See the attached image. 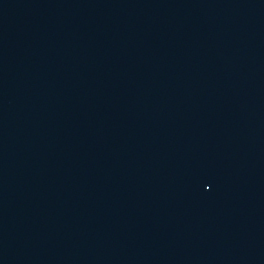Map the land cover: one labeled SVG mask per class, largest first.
<instances>
[{"label": "water", "instance_id": "95a60500", "mask_svg": "<svg viewBox=\"0 0 264 264\" xmlns=\"http://www.w3.org/2000/svg\"><path fill=\"white\" fill-rule=\"evenodd\" d=\"M0 264H264V0H0Z\"/></svg>", "mask_w": 264, "mask_h": 264}]
</instances>
